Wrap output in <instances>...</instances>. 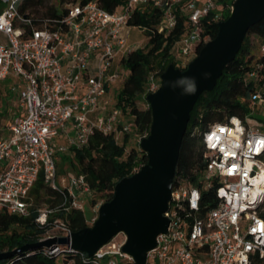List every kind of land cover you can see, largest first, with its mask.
<instances>
[{"label": "built area", "instance_id": "built-area-1", "mask_svg": "<svg viewBox=\"0 0 264 264\" xmlns=\"http://www.w3.org/2000/svg\"><path fill=\"white\" fill-rule=\"evenodd\" d=\"M21 1L0 0V81L10 75L16 78L11 89L18 95L19 109H11L8 134L0 113V208L27 213V197L44 170L46 181L55 188L67 187L73 205L84 210L80 196L90 192L89 185L83 175L62 177L63 185L58 183L59 151L87 145L96 130L117 135L134 131L135 123L113 106L108 95L120 77L113 63L126 45L123 29L136 6L165 8L160 27L164 31L176 26L175 7L185 2L189 31L178 52L188 58L197 54L202 20L216 8V1L128 0L126 8L117 11L106 10L97 0L71 3L64 17L46 19L31 31L24 25L31 19L19 12ZM251 77L258 78V71ZM160 86L152 77L149 91ZM258 106L264 107L262 90L251 98V107ZM62 133L69 135L68 146L57 144ZM204 143L209 159L199 185L178 179L165 212L168 229L147 252L146 264H254L257 255L264 258V116L248 123L238 117L215 123L205 132ZM209 188H215L216 203L204 209L202 192ZM50 212L42 210L38 221L44 224ZM56 229L64 236L73 232L64 224ZM113 239L93 256L66 245L68 252L79 256L63 264H137L123 249L126 238ZM48 248L55 255L64 251L61 244Z\"/></svg>", "mask_w": 264, "mask_h": 264}, {"label": "trees", "instance_id": "trees-1", "mask_svg": "<svg viewBox=\"0 0 264 264\" xmlns=\"http://www.w3.org/2000/svg\"><path fill=\"white\" fill-rule=\"evenodd\" d=\"M91 0H58V5H50L49 0H22L19 12L27 15L32 23H24L27 31L32 27H41L46 19L64 17L67 5L71 3L85 4ZM109 11L125 9L128 0H97ZM216 1V0H215ZM235 0H217L216 8L202 20L201 42L197 53L219 31V22L227 19L233 10ZM62 5H66L62 7ZM3 5L0 3V10ZM177 24L174 28L160 31L165 8L153 4L136 6L131 14L128 25L145 28L148 43L145 47L130 50L122 58L130 74L125 79L122 88L115 96L113 106L122 110L124 116L133 117L134 132L140 134V140L151 132L153 122L152 109L147 99L150 93L149 85L152 77L159 83L161 76L171 63L176 67L186 69L189 63L180 65L173 57L176 44L188 34L189 10L186 3L175 7ZM264 18L253 25L242 44L235 59L225 67L212 91H205L197 100L183 139L180 158L178 161L173 188L179 178H185L198 184V178L207 166L208 149L204 143L205 132L215 123H223L238 117L248 123L250 120H262V108L251 107L254 92L264 85ZM178 51V49H177ZM257 70L259 77L254 79L251 72ZM146 100L148 107L142 109L138 103ZM2 97L0 95V107ZM119 129L123 128L119 124ZM120 132L104 133L96 130L90 142L83 146H70L67 152L60 154L58 167L70 164L76 173L70 178L84 176L89 185L92 203L97 202L96 196L103 198V203L111 200L115 195L116 184L124 177L131 176L148 162V154L141 145L129 149L131 134ZM58 171V175H59ZM215 188L202 192V206L204 209L213 207L216 203ZM29 203L25 214L12 213L8 208H0V253L13 251L26 245H36L57 225H66L73 232L91 226L84 210L73 205V196L67 187L55 188L46 181L44 170L40 171L37 181L27 197ZM48 209L47 221H38L42 210ZM264 216V205L262 206ZM63 254H51L48 247H30L13 256L0 258V264H58L62 258L66 263L74 258L68 252L67 246L61 244ZM79 256V255H78ZM78 256L75 258L77 259ZM254 264H264V258L255 257Z\"/></svg>", "mask_w": 264, "mask_h": 264}, {"label": "water", "instance_id": "water-1", "mask_svg": "<svg viewBox=\"0 0 264 264\" xmlns=\"http://www.w3.org/2000/svg\"><path fill=\"white\" fill-rule=\"evenodd\" d=\"M264 18V0H235L230 16L219 22L215 38L207 42L186 69L171 63L161 76V86L147 95L152 109L151 132L141 140L148 162L122 178L114 197L99 208L94 224L69 236H53L36 245L0 253L13 256L30 247L59 244L93 256L99 248L123 232V249L137 264H146L147 252L168 229L165 216L172 200L176 169L192 110L205 91H212L225 67L237 56L249 29Z\"/></svg>", "mask_w": 264, "mask_h": 264}, {"label": "rangeland", "instance_id": "rangeland-1", "mask_svg": "<svg viewBox=\"0 0 264 264\" xmlns=\"http://www.w3.org/2000/svg\"><path fill=\"white\" fill-rule=\"evenodd\" d=\"M217 1V0H216ZM49 4L51 5H58V0H49ZM66 5H62V7H65ZM123 37L126 39V45L118 52L115 56L114 63H113V70L115 72L120 73V77L115 81L113 88L111 89V96L115 99V96L118 94L120 89L123 86V83L125 79L129 76L130 70L129 68L122 63V58L127 55V53L130 50L136 49V48H141L145 47L148 43V34L145 31V28H142L140 26H133V25H126L123 29ZM181 46V42L179 41L174 49V54L173 57L177 61L178 64H182V62H188L190 63L196 55H193L191 57H186L182 55L180 52L177 51V49ZM15 78L10 75L6 80L0 81V95L3 100V104L1 106V110H5L7 108V104L9 103L11 107L14 105V95L16 94L15 92L12 91V83ZM260 90L264 91V85L260 86ZM18 98V95H17ZM113 99V100H114ZM114 102V101H113ZM139 107L142 109L147 108L148 102L146 100H143L138 103ZM260 108L259 106L257 109ZM262 112L261 115L264 116V107H262ZM129 119L134 120V118L131 116ZM132 138L130 141L129 149L134 146H139L141 144L140 140V134L137 132H134L131 134ZM118 137L120 138V134H118ZM58 171L60 172L58 175V183L63 185L62 182V177H68L72 175V173H76L74 171V168L68 163L65 164V166L58 167ZM68 184V183H67ZM97 202L94 204L92 203V198H91V193L90 192H85L82 193L80 196V200L84 204V213L87 217V219H92L95 216L99 215V208L100 205L103 204V198L96 196ZM92 225V223L90 222ZM62 230L56 229L50 234L53 236H64L62 235ZM126 238L125 233L121 232L118 235L114 237L113 240H122ZM58 264H63L62 258L59 259Z\"/></svg>", "mask_w": 264, "mask_h": 264}, {"label": "crops", "instance_id": "crops-1", "mask_svg": "<svg viewBox=\"0 0 264 264\" xmlns=\"http://www.w3.org/2000/svg\"><path fill=\"white\" fill-rule=\"evenodd\" d=\"M15 78V77H14ZM16 82V78L13 80V83H12V85L14 84ZM113 88V87H112ZM111 88V89H112ZM111 89H110V91H109V99H111L112 100V102L114 101L113 99V97L111 96ZM14 98H15V100H14V105L11 107V105L8 103L7 104V108L3 111V110H1L0 109V113H1V118H2V123H3V126H4V132H5V134H8L9 133V131H8V129H6V123L8 122V120H9V118H10V112H11V109H14L15 110V112H19V109H18V98H17V94H15L14 95ZM2 104H3V100H2ZM1 108V107H0ZM97 114H98V112H95V113H93V114H91V118H93V119H95L96 118V116H97ZM126 117V116H125ZM126 119H128V120H131V119H129V117H126ZM132 121V120H131ZM70 130V129H69ZM70 133L71 134H73V132H72V130L70 131ZM57 144H58V146H68L69 145V135H68V133H62L61 135H59L58 137H57ZM68 150V149H67ZM67 150H64L63 152H67ZM63 152H60L59 151V156H60V154L61 153H63ZM2 168V166L0 165V169Z\"/></svg>", "mask_w": 264, "mask_h": 264}]
</instances>
